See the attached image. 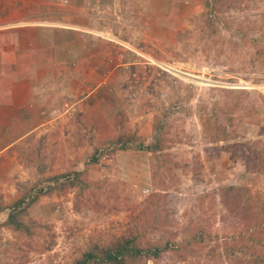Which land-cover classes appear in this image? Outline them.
Returning <instances> with one entry per match:
<instances>
[{"label": "rangeland", "instance_id": "374dc122", "mask_svg": "<svg viewBox=\"0 0 264 264\" xmlns=\"http://www.w3.org/2000/svg\"><path fill=\"white\" fill-rule=\"evenodd\" d=\"M91 2V67L0 132V264H264V0Z\"/></svg>", "mask_w": 264, "mask_h": 264}, {"label": "crops", "instance_id": "0c3cea01", "mask_svg": "<svg viewBox=\"0 0 264 264\" xmlns=\"http://www.w3.org/2000/svg\"><path fill=\"white\" fill-rule=\"evenodd\" d=\"M91 1L27 0L28 10L5 16L0 6V132L17 129L27 136L40 131L44 115L61 108L59 84L75 85L77 66L91 67ZM8 2L18 6L23 0ZM34 109L36 120L30 115Z\"/></svg>", "mask_w": 264, "mask_h": 264}, {"label": "trees", "instance_id": "16d2710c", "mask_svg": "<svg viewBox=\"0 0 264 264\" xmlns=\"http://www.w3.org/2000/svg\"><path fill=\"white\" fill-rule=\"evenodd\" d=\"M128 243H125L124 247L119 248V251L116 254L104 253L105 255L102 257V254H98L95 251H90L85 254L81 259H78L74 264H117V258L120 256L122 259H127L130 257L131 251L129 250ZM129 251V252H128ZM140 251H136V256ZM157 252H154L153 257L157 256ZM133 255L130 258L134 257Z\"/></svg>", "mask_w": 264, "mask_h": 264}]
</instances>
